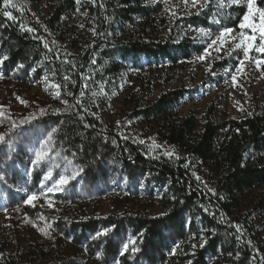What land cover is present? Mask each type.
<instances>
[{
	"label": "rangeland",
	"instance_id": "obj_1",
	"mask_svg": "<svg viewBox=\"0 0 264 264\" xmlns=\"http://www.w3.org/2000/svg\"><path fill=\"white\" fill-rule=\"evenodd\" d=\"M12 3L15 8L3 5L1 13L10 11L14 18L5 15L4 18L15 31L27 32L33 41L39 42L14 14L36 25L49 16L53 4L46 1L23 10L16 0ZM232 4V0H151L142 4L157 8L158 22L145 27L138 21V26L130 27L131 33L135 30L134 34L144 40L157 35V41L162 43L172 37L174 46L189 43L202 50L193 55L182 71L168 65L156 66L145 58H139L136 66L131 61L125 62L124 83H117L113 78L117 90L111 108L101 114V124L110 134L108 142L111 146L117 140L125 139L119 133L124 131L137 132L149 147L148 127L140 122L127 121V116L137 105L151 104L166 92H183L175 109V117L179 118L192 116L200 119L212 103L215 104L213 121L217 124L242 119L253 112H264V79L259 69L264 65V53L254 50L264 43L258 30L259 14L254 13L255 18L250 17L248 21L243 17L237 31L226 32L224 28L219 29L217 15ZM202 13H211V28L208 30L191 28L183 21ZM85 23L86 19L79 17L75 21H65L60 27L65 37L75 34L74 38L81 41V51L91 37ZM241 23L246 27L241 28ZM249 24H255L256 29ZM248 36L254 39L253 48L246 56L243 47L238 49L236 44L247 45ZM7 59V47L0 41V134L7 138L6 143L0 144V175L6 176L0 181V249L17 259L25 258L33 251L35 258H42L41 255L45 254L46 259L52 258L56 262L91 264L97 262L98 257H92L94 251L90 248L102 249L109 245L118 247L125 262L146 264L151 253L142 239L130 233L125 236L117 232L112 234L114 228H105L103 221L133 215L148 218L168 215L174 202L168 194V187L156 184L150 175L141 171L132 178L127 177L112 153L97 170V179L81 172L76 161L55 145L54 128L49 124L41 126L40 122L51 116L53 109H68L69 113L80 118L77 102L90 99L84 88L72 98V103L60 87H56V77L61 76L65 84L71 80L70 74L66 76L61 71L60 64L56 63L58 68L56 65L47 68L40 59L29 57L8 71L4 68ZM215 64L221 65L217 67ZM88 70L92 71L91 67ZM82 78L80 75L79 79ZM102 150L106 154L104 148ZM37 151L42 152L40 162H35ZM60 176L68 182L49 192ZM33 195L36 198L29 201ZM207 205H200L196 211L185 209L181 213L188 234L184 240L168 239L170 247L165 258L156 264H189L180 260L208 248L207 234L217 246L214 254L206 256L207 264H220L224 259L242 260L243 250L249 256L242 264H261L250 241L264 244V218L253 219L251 201H246L233 215L215 214ZM206 218H209L210 226L202 222ZM87 224H94L95 230L82 234L80 225ZM133 248L137 250L133 251ZM43 262L44 259L39 264Z\"/></svg>",
	"mask_w": 264,
	"mask_h": 264
},
{
	"label": "trees",
	"instance_id": "obj_2",
	"mask_svg": "<svg viewBox=\"0 0 264 264\" xmlns=\"http://www.w3.org/2000/svg\"><path fill=\"white\" fill-rule=\"evenodd\" d=\"M16 1L23 10L46 1L53 6L49 16L36 25L14 14L18 22L39 39L36 42L27 32L15 31L1 13L3 0H0V41L8 52L4 68L13 70L29 57L40 59L43 67L47 68L60 64L61 71L66 76L70 74L71 80L65 84L59 76L55 82L68 100L72 102V98L83 88L90 98L89 101L83 98L77 102L80 118L69 113L68 109H53L51 116L40 122L41 126L49 124L54 128L55 145L76 161L81 172L96 179L99 175L97 170L101 169L106 156L112 153L127 177L132 178L135 173L136 176L137 171L145 172L156 184L167 186L168 194L174 199L171 212L164 217L133 215L103 221L105 228H114L112 234L117 232L125 236V233H130L142 239L151 253L146 258V264L164 260L170 247L168 239L186 238L188 228L181 214L185 209L196 211L200 205L207 207L209 204L215 214L233 215L246 201H251L254 215H250L253 219L264 218V112H253L242 119L217 124L213 121L215 104L212 103L200 119L192 116L179 118L175 117V109L183 92H166L151 104L137 105L127 116V121L140 122L148 127L149 147L137 132L119 131L125 139L117 140L113 146L108 142L110 134L101 124V114L111 108L117 83H124L126 61L136 66L139 58H145L156 66L168 65L182 71L193 55L202 50L189 43L174 46L172 37L165 43L158 42L156 29L153 33L156 36L145 40L136 36L135 30L131 33L130 27L138 26V21L145 27H152L150 23L158 22L157 8L142 6L151 0ZM255 5L264 8V0H255ZM246 9L247 0H238L226 6L217 15L219 29L237 31ZM211 13L193 15L183 21L191 28L208 30L211 28ZM79 17L86 19L84 27L91 32L82 51L81 41L74 38L75 34L65 37L60 32L65 21H75ZM89 67L92 71L88 70ZM259 69L264 79V65H260ZM80 75L82 79H79ZM202 222L210 226L209 218ZM80 227L82 234L95 230L94 224ZM206 237L208 248L180 261L207 264L206 256L214 254L217 246L209 234ZM250 243L257 251L261 264H264V244L254 240ZM90 251H94L92 257H98L97 262L91 264H129L120 257L117 246L92 247ZM241 253L242 260L224 259L220 264H242L249 255L244 250ZM34 254L32 251L25 258L17 259L0 249V264H39L43 259V264H70L46 259L48 256L45 254L41 255L42 258H35Z\"/></svg>",
	"mask_w": 264,
	"mask_h": 264
},
{
	"label": "snow or ice",
	"instance_id": "obj_3",
	"mask_svg": "<svg viewBox=\"0 0 264 264\" xmlns=\"http://www.w3.org/2000/svg\"><path fill=\"white\" fill-rule=\"evenodd\" d=\"M79 2V0H78ZM233 2H238V0H233ZM3 5L5 8L11 6L13 8L16 7V5L14 3H12V0H3ZM247 8H248V14L244 16V20L245 21H248L250 17H252L253 19L255 18L254 16V13H258L259 14V18H260V27H259V33H260V40L262 42H264V8H259V7H256L255 5V0H247ZM5 16H7L8 18L10 19H13L14 17L12 16V13L10 11H4L3 13ZM249 27H252L254 30L256 29V25L255 24H249L248 25ZM241 28H245L246 25L244 23H241L240 25ZM226 32L228 31H231L229 29H226L225 30ZM201 32L203 33V30H201ZM245 37H244V34L242 33L241 34V40H243ZM254 39V37L252 36H248L247 37V40L249 41L247 45H242L240 43H237L236 44V48H241L243 47V50L245 52V55L247 56L248 55V51L250 48H253V44H252V40ZM213 43H215V41H213ZM46 48L48 47L47 44L44 45ZM255 51L257 52H260V53H264V43H261L260 47L258 48H255L254 49ZM56 87H60L59 85H56ZM83 95V93H82ZM6 136L3 135V134H0V144H4L6 143ZM35 156H36V160L35 162H40L41 159H42V152L41 151H37L35 153ZM74 178V177H73ZM6 179V176L4 175H0V181H4ZM68 181L65 179L64 176H60L59 177V180L57 181L56 184H54L52 187H50L48 189L49 192H52L56 187L57 185H64L66 184ZM36 197L33 195V196H30L29 197V201L35 199ZM125 249H127V245L124 246ZM137 249L133 248V251H136Z\"/></svg>",
	"mask_w": 264,
	"mask_h": 264
}]
</instances>
